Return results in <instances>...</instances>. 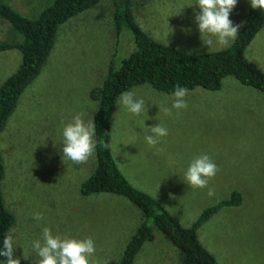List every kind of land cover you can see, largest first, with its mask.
<instances>
[{
	"label": "rangeland",
	"instance_id": "1",
	"mask_svg": "<svg viewBox=\"0 0 264 264\" xmlns=\"http://www.w3.org/2000/svg\"><path fill=\"white\" fill-rule=\"evenodd\" d=\"M3 1L29 18H36L53 2ZM191 3L194 0H130V8L138 26L161 43L191 53L229 46L233 41L209 49L203 44L194 22V8L197 12L199 8L187 6ZM113 6L112 0H99L59 26L46 62L0 133L5 167L0 185L15 216L9 232L14 230L20 264H33L32 242L41 238L43 227L53 235L91 237L96 251L90 264L117 262L142 220L141 211L122 195L81 194V183L94 171L96 153L80 165L62 161V122L81 113L86 123L93 120L97 101L90 91L101 85L112 58L118 67L135 49L131 30L116 27ZM250 7L249 0H237L232 22L242 26ZM11 37L10 24L0 19V42ZM244 55L264 71V25ZM20 61L18 49L0 51V84ZM127 91L146 102L149 119L126 112L117 103L118 95L109 144H119L114 161L124 177L153 197L157 191L156 199L183 226L191 225L205 207L227 198L231 191H240L242 203L221 208L198 228L197 236L219 264H264V92L227 75L217 90L189 89L188 107L166 115L159 109L171 108L172 93L149 83ZM157 123L168 129V135L149 146L144 137L151 133L145 127ZM201 154L209 155L219 171L208 187L193 189L184 182V173L192 158ZM209 188L214 189L213 196L207 195ZM35 213L43 219L35 220ZM152 232L153 239L143 243L133 264H180L175 246L156 227Z\"/></svg>",
	"mask_w": 264,
	"mask_h": 264
},
{
	"label": "trees",
	"instance_id": "2",
	"mask_svg": "<svg viewBox=\"0 0 264 264\" xmlns=\"http://www.w3.org/2000/svg\"><path fill=\"white\" fill-rule=\"evenodd\" d=\"M98 1L53 0L36 18H29L0 0V19L8 22L12 31L10 39L0 42V51L16 48L21 53L16 70L0 84V133L16 109L24 89L46 62L59 26ZM112 1L116 27L125 26L131 30L135 49L121 59L118 67L112 58L101 85L90 91V96L97 101L93 116L97 141L96 165L81 183V194L115 193L126 197L141 211L142 220L127 242L121 258L110 264H133L143 243L153 239V226L178 250L180 264H219L200 243L197 230L221 208L240 205L241 192L231 191L227 198L205 207L191 225L183 226L177 215L170 213L155 197L134 187L124 177L104 144H109V124L118 95L135 85L149 83L166 93H173L176 85L188 90L196 87L217 90L223 77L231 75L242 84L264 92V71L244 55L246 47L264 25V11L250 7L239 34L229 46L210 52L191 53L161 43L143 31L134 20L130 0ZM17 36L21 39H16ZM4 172L0 154V184ZM14 221L15 216L5 204L0 185V248Z\"/></svg>",
	"mask_w": 264,
	"mask_h": 264
},
{
	"label": "clouds",
	"instance_id": "3",
	"mask_svg": "<svg viewBox=\"0 0 264 264\" xmlns=\"http://www.w3.org/2000/svg\"><path fill=\"white\" fill-rule=\"evenodd\" d=\"M249 2L252 9L264 11V0H249ZM236 4L237 0H194V3L187 4V6L195 5L199 8L198 12L194 8V22L203 44L207 45L208 49L214 44L227 46L230 41L236 39L241 25L234 24L230 19V14ZM184 6L186 5L179 7L175 14H179ZM202 34H205L207 38H202ZM188 92L186 87L176 85L172 93L171 108L163 107L159 110L166 115H171L172 109H186L188 105L185 97ZM117 103L128 113L137 116L143 114L145 119H149L146 115V102L143 99H137L133 91L122 92ZM82 115V113L74 115L72 120L66 124L62 122V161H64L63 158H66L73 165L86 163L94 155L97 147V141L94 138L96 135L95 124L93 120L86 123L82 119ZM145 128L149 129L151 133L144 137L149 146H155L161 137L168 135V129L159 123ZM118 145L104 144L116 161V157L120 153ZM218 171L219 168L211 157L201 154L193 157L189 162L184 173V182L193 189H203L208 187L209 181ZM156 194L157 191L155 198ZM214 194V189L209 188L207 195L213 196ZM34 219L40 221L43 216L40 213H35ZM13 232L14 230L3 237L2 248H0V257L5 258L3 264H20L19 258L14 254ZM32 248L35 252L33 264H90L89 258L96 251L95 242L91 237L76 239L70 235H53L48 227H43L41 238L32 242ZM24 257L27 259L29 256L24 255Z\"/></svg>",
	"mask_w": 264,
	"mask_h": 264
}]
</instances>
